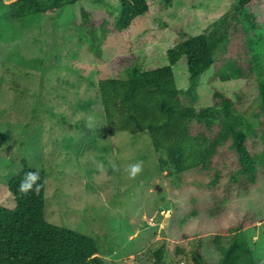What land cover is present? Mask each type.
Returning <instances> with one entry per match:
<instances>
[{
  "label": "rangeland",
  "instance_id": "1",
  "mask_svg": "<svg viewBox=\"0 0 264 264\" xmlns=\"http://www.w3.org/2000/svg\"><path fill=\"white\" fill-rule=\"evenodd\" d=\"M14 1L0 0V205H16L8 182L25 159L28 167L45 175V218L95 239L106 264H150L158 248L167 264L193 263L191 250L198 236L203 259L214 263L219 258L215 235L226 245L234 234L228 228L246 216L258 221L243 234L258 264H264L262 167L255 185L227 196V177L210 190L193 180L195 170L166 177L158 165L164 154L152 148L147 133H109L98 89L91 84L125 78L131 64L144 69L152 60L160 65L175 43L222 24L229 43L217 46L216 56L235 58L248 74L239 112L253 131L248 148L259 154L264 143L255 113L257 88L264 79V20L257 8L238 12L236 0H147L148 12L120 36L123 51L106 42L102 58L96 59L85 31L74 29V8L66 7L55 19L36 14L14 18L9 9ZM106 4L116 10L119 6L118 0H80L79 8L98 27L113 20ZM235 16L239 32L231 25ZM59 31L64 33L58 39ZM78 44L83 47L76 51ZM52 48L55 63L49 60ZM178 72V85L187 89V76L182 84ZM138 161L142 171L132 179L128 169ZM213 201L220 214L209 213Z\"/></svg>",
  "mask_w": 264,
  "mask_h": 264
},
{
  "label": "trees",
  "instance_id": "2",
  "mask_svg": "<svg viewBox=\"0 0 264 264\" xmlns=\"http://www.w3.org/2000/svg\"><path fill=\"white\" fill-rule=\"evenodd\" d=\"M79 1L16 0L9 9L14 18L36 14L55 19L66 7L74 8V29L85 31L89 51L96 59L102 58V47L106 42L112 43L116 52L123 51L125 47L120 38L123 31L149 10L147 0H118L117 10L105 5L113 17L112 27H107L109 21L97 27L89 12L79 8ZM236 2V11L256 7L259 17L264 20V0ZM232 24L239 32L238 16L232 18ZM221 25L214 24L211 31L189 35L175 43L166 50L160 65H154L152 60L144 69L131 64L125 69V78H102L91 84L98 89L111 135L115 131L147 133L152 148L164 154L158 158L159 170L164 176L177 177L195 170L193 180L209 190L220 187L222 177H227L228 185L224 190L227 196L230 191H246L256 184L261 167L264 173V150L259 154L249 150L247 139L253 131L245 127L239 112L247 72L235 58L216 56V47L220 44L227 47L229 43V32H222ZM58 33L59 39L64 32ZM81 47L78 44L76 51ZM53 53L52 48L49 60L55 63ZM44 61L46 59L41 60L43 64ZM177 70H180L182 84L187 78V89L178 85ZM257 91L255 117L260 119L258 131L264 143V79ZM224 147L231 152L223 150ZM21 163L23 168L8 182L16 205L10 208L0 205V264H106L99 255L95 239L45 218V175L43 171L28 167L25 159ZM29 171L39 172L38 193L19 191L20 183ZM213 203L215 206L209 213L220 214L218 203ZM256 222L246 216L238 225L228 228L227 232L234 234L226 245L222 244L220 235H215L219 258L214 263L203 259L198 236L191 250L193 263L185 264H258L254 249L243 234L244 228ZM175 251L182 252L180 248ZM163 259V250L158 248L150 264H167Z\"/></svg>",
  "mask_w": 264,
  "mask_h": 264
},
{
  "label": "clouds",
  "instance_id": "3",
  "mask_svg": "<svg viewBox=\"0 0 264 264\" xmlns=\"http://www.w3.org/2000/svg\"><path fill=\"white\" fill-rule=\"evenodd\" d=\"M142 171V162H136L129 166L128 174L129 177L135 179V177L140 174ZM39 180V172L38 171H29L25 174V179L21 181L19 186V191L23 194H27L28 192H39L40 185L36 182ZM35 185V187H33Z\"/></svg>",
  "mask_w": 264,
  "mask_h": 264
}]
</instances>
